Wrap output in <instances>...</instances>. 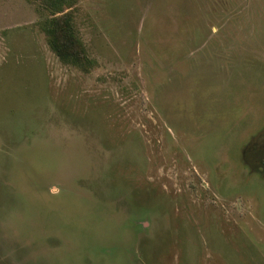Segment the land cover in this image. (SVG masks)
<instances>
[{
  "label": "rangeland",
  "instance_id": "rangeland-1",
  "mask_svg": "<svg viewBox=\"0 0 264 264\" xmlns=\"http://www.w3.org/2000/svg\"><path fill=\"white\" fill-rule=\"evenodd\" d=\"M0 264H264V0H0Z\"/></svg>",
  "mask_w": 264,
  "mask_h": 264
},
{
  "label": "trees",
  "instance_id": "trees-1",
  "mask_svg": "<svg viewBox=\"0 0 264 264\" xmlns=\"http://www.w3.org/2000/svg\"><path fill=\"white\" fill-rule=\"evenodd\" d=\"M72 1V0H62V2ZM54 22L53 20L50 22ZM61 32H63V28H61ZM49 35L52 36L51 38V44L53 48L58 52L59 56L63 58L65 61L71 60L73 64L79 63V56L76 53H71L68 49V47H62L60 46V42L58 40L57 36H54L55 31H48ZM60 36V35H59Z\"/></svg>",
  "mask_w": 264,
  "mask_h": 264
}]
</instances>
